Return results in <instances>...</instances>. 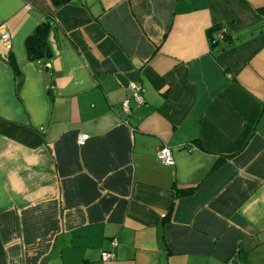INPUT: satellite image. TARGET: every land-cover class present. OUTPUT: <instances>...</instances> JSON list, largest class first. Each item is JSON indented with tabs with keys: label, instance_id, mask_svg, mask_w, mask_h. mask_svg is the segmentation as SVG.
<instances>
[{
	"label": "crops",
	"instance_id": "1",
	"mask_svg": "<svg viewBox=\"0 0 264 264\" xmlns=\"http://www.w3.org/2000/svg\"><path fill=\"white\" fill-rule=\"evenodd\" d=\"M1 24L0 264H264V0H0Z\"/></svg>",
	"mask_w": 264,
	"mask_h": 264
},
{
	"label": "built area",
	"instance_id": "2",
	"mask_svg": "<svg viewBox=\"0 0 264 264\" xmlns=\"http://www.w3.org/2000/svg\"><path fill=\"white\" fill-rule=\"evenodd\" d=\"M224 35V29L218 30L215 34V37L218 39L222 38ZM0 40L2 41V43L6 46V47H10V36L9 33L6 29L5 24H1L0 25ZM129 91H130V96L137 101L138 103L142 102V98L140 96V91H141V86L137 83H131L129 85ZM121 110L122 113L127 116L129 114L130 111V107H129V102L128 99L124 100L121 104ZM87 139V135L84 134H80L77 138V142L79 144H83ZM156 157L158 158V160L164 164H168L171 165L174 162L173 159V155L171 152L170 147L166 146V145H162L160 147L157 148L156 150ZM112 246L116 245V241L114 239H112L110 241ZM114 256L112 251H102L101 253V259L106 261V260H110L112 259Z\"/></svg>",
	"mask_w": 264,
	"mask_h": 264
},
{
	"label": "trees",
	"instance_id": "3",
	"mask_svg": "<svg viewBox=\"0 0 264 264\" xmlns=\"http://www.w3.org/2000/svg\"><path fill=\"white\" fill-rule=\"evenodd\" d=\"M56 5L66 3L69 0H53ZM48 24L42 23L25 40V46L31 58L42 56L47 46ZM214 42V39H212Z\"/></svg>",
	"mask_w": 264,
	"mask_h": 264
},
{
	"label": "water",
	"instance_id": "4",
	"mask_svg": "<svg viewBox=\"0 0 264 264\" xmlns=\"http://www.w3.org/2000/svg\"><path fill=\"white\" fill-rule=\"evenodd\" d=\"M45 51H46V58L48 59L51 58L52 55H51L50 49L47 47Z\"/></svg>",
	"mask_w": 264,
	"mask_h": 264
}]
</instances>
